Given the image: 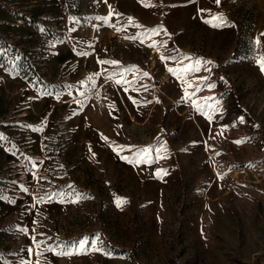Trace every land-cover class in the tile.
<instances>
[{"label":"rangeland","instance_id":"374dc122","mask_svg":"<svg viewBox=\"0 0 264 264\" xmlns=\"http://www.w3.org/2000/svg\"><path fill=\"white\" fill-rule=\"evenodd\" d=\"M261 60L264 0H0L2 264H264Z\"/></svg>","mask_w":264,"mask_h":264},{"label":"snow or ice","instance_id":"6c2138e0","mask_svg":"<svg viewBox=\"0 0 264 264\" xmlns=\"http://www.w3.org/2000/svg\"><path fill=\"white\" fill-rule=\"evenodd\" d=\"M216 2H217V4H219V0H216ZM110 16H111V13H110ZM129 19L131 20V18H129ZM217 19H219V20L222 21V17H213V20L205 21V22L206 23H213V21L214 20H217ZM213 26H216V24L213 23ZM116 30L117 31H120L122 29L119 28V27H117ZM152 32H153V34H158V32H157L156 29H153ZM145 38L146 37L138 34L137 36L131 37L130 39H137V40H140L141 42H143ZM153 46H155V45L154 44L149 45V47H153ZM81 54L82 55H87V53H81ZM161 59H175V58H172V57H161ZM185 59H189V58L185 57ZM98 63L99 64L116 65L118 62H116V61H98ZM197 63H203V62H197ZM208 63H210V62H208ZM258 63H259V66H260L261 71H264V60H261ZM200 70H201L200 67H198L195 63L194 64H189V65H187V66H185L184 68H181V69H172V68H169V72H172V73H182L183 76H187L190 73L198 72ZM98 75H100V73H94L92 77H89V80H92L95 76H98ZM117 75H122V73H116V72L108 73L107 75L104 76V79L105 80H110V79H113ZM145 75H147V74L145 73ZM178 78H181L180 75H178ZM205 79L206 78H200V82L203 83ZM115 82L118 83V84L124 83L123 79L116 80ZM208 87L209 88H212V87H214V85H208ZM196 91H199V88L198 87L196 88ZM193 95H194V93H193ZM185 96L188 97L187 91H185ZM188 98H190V97H188ZM194 107H196V104L195 103H194ZM2 139H3V137H0V140H2ZM243 142H245V141L244 140L235 141V143H243ZM148 151L149 150L147 148L141 149L140 152L139 153H136L135 155L141 156V155L147 154ZM40 199L42 200L43 197H41ZM120 203H122V202H118V204H117L118 207L120 206ZM21 231H23V230H21ZM87 243L88 242L86 240L80 241L81 247L84 244H87ZM93 243L95 244V242H93ZM39 247H40V243L38 242L37 243V248H39ZM49 250H51V249H49ZM28 251H29V254L31 255L32 254V250L30 249ZM37 255L40 256V255H43V253H37ZM0 264H2V261H0ZM20 264H31V261L25 262L24 260H22L20 262Z\"/></svg>","mask_w":264,"mask_h":264},{"label":"trees","instance_id":"16d2710c","mask_svg":"<svg viewBox=\"0 0 264 264\" xmlns=\"http://www.w3.org/2000/svg\"><path fill=\"white\" fill-rule=\"evenodd\" d=\"M61 2H63V3H64V0H61ZM242 264H251V263L242 262Z\"/></svg>","mask_w":264,"mask_h":264}]
</instances>
